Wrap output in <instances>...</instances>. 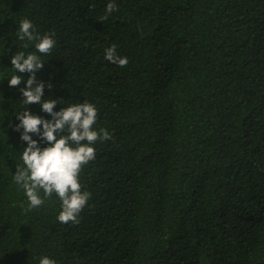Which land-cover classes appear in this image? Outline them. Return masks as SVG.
<instances>
[{
  "label": "trees",
  "instance_id": "16d2710c",
  "mask_svg": "<svg viewBox=\"0 0 264 264\" xmlns=\"http://www.w3.org/2000/svg\"><path fill=\"white\" fill-rule=\"evenodd\" d=\"M108 2L0 0V264H264V0H115L101 21ZM23 19L54 33L43 99L94 104L112 134L80 173L78 224L55 194L26 211L13 180L16 116L51 119L8 84L28 78L11 57L36 52ZM112 44L126 67L104 59Z\"/></svg>",
  "mask_w": 264,
  "mask_h": 264
},
{
  "label": "clouds",
  "instance_id": "9594fccd",
  "mask_svg": "<svg viewBox=\"0 0 264 264\" xmlns=\"http://www.w3.org/2000/svg\"><path fill=\"white\" fill-rule=\"evenodd\" d=\"M117 10L115 0H109L101 21ZM53 36L54 33L41 36L28 19L20 21L18 39L35 42L36 52H17L11 57L15 71L27 73L28 78L24 80L21 75H12L8 84L18 87L23 82L24 87L19 89L24 98L23 103L40 105L51 119H43L27 110L16 116L19 123L14 130H23L20 139L27 146L21 153L24 167H17L13 180L23 189L27 198L26 211L41 207L45 200L55 194L61 202L58 221L62 224H78L79 213L91 199L90 192L82 191L80 173L84 166L96 158L94 145L98 141L111 140L112 134L106 128H94L98 116L94 104L84 101L54 111L57 100L43 99L45 83L37 80L35 73L43 67L44 62L37 53L49 55L52 52L56 43ZM104 59L121 68L129 62L127 57L117 54L115 44L105 49ZM47 86L49 90L52 87L51 84ZM32 135L46 142L47 146L41 148ZM39 264H56V261L45 256Z\"/></svg>",
  "mask_w": 264,
  "mask_h": 264
}]
</instances>
